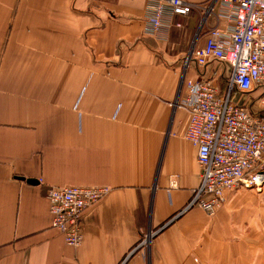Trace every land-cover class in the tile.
<instances>
[{"label": "crops", "instance_id": "crops-1", "mask_svg": "<svg viewBox=\"0 0 264 264\" xmlns=\"http://www.w3.org/2000/svg\"><path fill=\"white\" fill-rule=\"evenodd\" d=\"M146 3L0 0V264H264V187L227 192L212 217L190 205L201 176L179 92L228 70L185 72L201 15L157 40ZM65 186L110 188L77 249L51 227L47 190Z\"/></svg>", "mask_w": 264, "mask_h": 264}, {"label": "built area", "instance_id": "built-area-1", "mask_svg": "<svg viewBox=\"0 0 264 264\" xmlns=\"http://www.w3.org/2000/svg\"><path fill=\"white\" fill-rule=\"evenodd\" d=\"M146 2L143 33L157 40L183 28L175 18L201 15L184 58L185 72L191 65L202 70L212 63L228 70L223 87L198 77L184 79L179 92L178 105L188 116L183 138L196 149L201 176L190 205L212 217L226 203L227 192L264 187V116L232 100L235 94L259 92L264 112V0H210L206 7L186 0ZM109 193V187L48 188L51 227L66 246H81L83 213Z\"/></svg>", "mask_w": 264, "mask_h": 264}, {"label": "trees", "instance_id": "trees-1", "mask_svg": "<svg viewBox=\"0 0 264 264\" xmlns=\"http://www.w3.org/2000/svg\"><path fill=\"white\" fill-rule=\"evenodd\" d=\"M223 86V84H221ZM256 93V94H254ZM254 93H251V94H247V95H244L243 97H249L250 98V101L243 105L245 106L252 114H260L262 116H264V112H261L259 107H258V101H259V98H260V93L259 92H254Z\"/></svg>", "mask_w": 264, "mask_h": 264}, {"label": "rangeland", "instance_id": "rangeland-1", "mask_svg": "<svg viewBox=\"0 0 264 264\" xmlns=\"http://www.w3.org/2000/svg\"><path fill=\"white\" fill-rule=\"evenodd\" d=\"M188 47H189V46H188ZM215 68H216L217 70H219V71H222V69H223L222 66H218V65H216ZM243 99H246V98L243 97ZM263 189H264V188H263ZM262 191H263V190H262ZM262 191L258 190L259 194H261ZM261 232L264 233V231H262V230H261Z\"/></svg>", "mask_w": 264, "mask_h": 264}, {"label": "water", "instance_id": "water-1", "mask_svg": "<svg viewBox=\"0 0 264 264\" xmlns=\"http://www.w3.org/2000/svg\"><path fill=\"white\" fill-rule=\"evenodd\" d=\"M26 183H28V184H35V182L33 180H26Z\"/></svg>", "mask_w": 264, "mask_h": 264}]
</instances>
